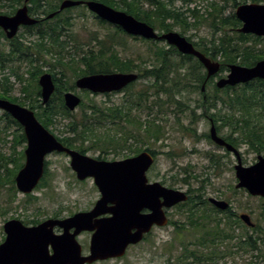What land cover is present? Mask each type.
<instances>
[{
	"label": "trees",
	"instance_id": "1",
	"mask_svg": "<svg viewBox=\"0 0 264 264\" xmlns=\"http://www.w3.org/2000/svg\"><path fill=\"white\" fill-rule=\"evenodd\" d=\"M41 1L34 0L33 4L37 6ZM44 1H46L49 7L48 10L57 8L53 6L56 0ZM95 1L103 2L118 10H123L161 32L174 31L173 28L178 25L183 28L181 35L184 36L185 30L191 27L188 22L189 17L195 18L196 23L193 25L194 27L197 25L200 26L204 22H209L213 31L212 38L208 44L206 43L205 48H198V50L211 60L220 61V74L228 72L229 65L231 64L251 67L258 61L264 60V50L257 48L258 43L264 39L251 34H242L234 30V28L241 26V22L236 18L235 14L232 17H225L224 7L215 1L210 4V9L205 8L207 16H204V13L202 14L200 9L196 7L192 9L189 7L195 0H183V4H186V9H183L185 7H176L177 0ZM261 1L243 0V3H260ZM23 2L24 0H0V15L13 14ZM233 5L237 8L240 3L234 0ZM55 18L60 20L54 21ZM55 18H53L52 23L47 22L49 24L48 27L44 24L29 27L28 31L31 35L39 33L34 32L36 27L42 31L41 40L32 42L31 45L22 46L21 44H14L9 50L4 49L2 41L5 35L0 31V73L4 74V77L2 79L0 78V98L10 100L24 107L29 106L30 109L35 111L37 118L47 129H50L54 123L59 122L61 116L73 117L74 114L63 105L60 114L59 111L53 109V104H49L42 109V106H37V103L26 104L21 98L13 97V84L10 83L11 76L15 77L22 84L23 100H27L26 95L30 93V86H27L25 75L31 69V78H34L35 82H37V75L45 73L40 66L43 60L41 56L44 55H51L54 59H58V64L63 68L61 72L64 78L66 77V69L73 72V76L78 78L97 72L118 71L128 73L134 72L136 69L135 59L124 58L119 55L118 47H122V44L117 40L116 47L109 48L102 46L99 53H96V50L93 49L84 50L80 48V51L75 54L80 56L79 59H81V63L86 68L83 71H79L77 65H73L78 61L74 55H72L71 60L66 61L68 59L66 57L68 42H64L57 35L62 29L67 30L74 26L72 17L69 16L68 19H64L60 15H57ZM230 32H235L236 36L232 37L229 34ZM45 36H50L52 44L45 42ZM134 40L136 39L134 38ZM148 43L153 44L155 47H149L146 58L140 53L138 59L141 61H150L152 66L149 65L146 67V70L139 69V71L144 70L145 75L143 77L154 80L155 84L148 85L147 89L138 95L139 102L149 103L151 98L149 93H155L158 97L154 102L150 103L155 105L159 104L161 111L170 109L171 106H176L180 110L178 112H184L185 103L181 99L175 98V91L178 90L182 93L183 90H190V88L193 91L200 89L206 78L203 65L193 56L181 54L173 46L161 47L157 43ZM173 55H177L181 59L172 61L170 58ZM219 57L221 59H218ZM111 61H115V67L112 70L110 65ZM17 62H26L28 64L27 66L29 68L26 69V73H20V64ZM184 67H188L187 70ZM6 69L10 70L8 74L5 73ZM174 73L176 74L172 78ZM62 80L59 79V82H62ZM24 83L26 85H23ZM210 84H212L213 90L207 93V99L202 101V103L203 109L211 112V116L217 125V130L219 132L221 130H228V133L224 137L236 148L247 145L258 154L264 153V81L256 79L247 84L236 87L227 86L224 89L217 88L214 84V79L210 81ZM58 87L59 94L68 91L70 88L67 85H58ZM37 88V96L39 97V85H37ZM161 94H164L166 97L164 101H161L159 98ZM148 105L151 114L152 106L150 104ZM125 106L126 102L116 109L109 107L107 109L102 108L94 111H84V118L81 121L77 118L70 120L68 124V136L65 135L62 139L56 137L65 146L78 149L82 153H86L87 149H81L77 143L84 142L86 139H90L91 136L95 138L98 146L108 151L110 149H125L126 144L132 139L137 142L144 141L142 136L147 137L149 141L159 142L164 135L162 123L154 119H149L147 125L140 120H134L133 122L128 119ZM199 107L196 105V109ZM192 111L197 115L196 110ZM95 114L96 116L93 117ZM195 119H198L197 116ZM1 123H4L1 129L5 134L3 141L6 144H8L7 142L12 143L10 147L12 152L7 155L0 151V170L14 166L13 177H15L18 170L24 165L22 163L25 160L23 146L25 147L26 144V136L21 125L8 113L0 111V127ZM130 123L136 126L139 133L134 131H132L134 133H127L128 124ZM104 128L106 130H103ZM178 128L181 130L185 128L181 123V117H178ZM12 129H16L12 135V139L6 140L10 137L9 131ZM142 131H145L144 135H142ZM186 135H194L197 137L195 131L193 133L187 131ZM20 147H22V150L19 149ZM167 155L170 159L174 158L171 154ZM207 156H209L210 168H213L214 176H221L224 172L222 168L224 166V156H222L223 159L220 155L208 154ZM179 175L183 176L182 179L174 177L172 179L173 182L188 184L192 196L188 202L181 204L182 208L180 212L185 218L183 224L175 221H170L169 224L176 226L178 235L184 234L190 229L197 230L198 233L192 242H181V253L176 257L178 264H218L222 259L234 255L235 251L236 253L242 251L245 254L251 255V260L248 264H256L258 260V264L264 263V226L256 224L253 228L249 229L242 223L239 215L232 212L231 209L227 212H221L213 207L202 193L205 191L206 184H212L210 173L206 178L203 177L201 179V175H198L195 171L184 169ZM13 179V187H15V178ZM194 183L198 187H195ZM219 213H223L225 216L221 217L218 215ZM262 216L264 218V213ZM240 225L246 230H251L253 233L243 232L241 235H237L235 233V227H241ZM170 249L176 250L175 244H171Z\"/></svg>",
	"mask_w": 264,
	"mask_h": 264
},
{
	"label": "water",
	"instance_id": "2",
	"mask_svg": "<svg viewBox=\"0 0 264 264\" xmlns=\"http://www.w3.org/2000/svg\"><path fill=\"white\" fill-rule=\"evenodd\" d=\"M28 1L25 0L26 4L19 8L14 16L0 15V28L5 30L8 38H13L20 26L34 25L38 22L28 14ZM83 4L87 5L92 13L120 26L130 35L165 40L181 54L195 56L207 72L206 81L202 85L203 91L206 90L207 81L221 70L220 62L212 61L178 32L171 31L159 35L146 22L102 2L65 0L58 13ZM55 14L49 15L48 18ZM235 14L242 23V27L238 29L240 33L264 37V3L240 5ZM229 70L226 77L216 82L217 88L235 87L255 79L264 81V60L251 67L231 64ZM138 78L136 73L94 74L79 78L76 85L79 89L95 93H111L122 90ZM39 85L43 103L47 104L55 92L52 75L50 73L41 75ZM81 101L79 96L71 92L65 95V105L70 111H75ZM0 110L11 115L23 127L27 139L26 162L15 178L20 192L24 194L33 192L44 176L46 157L58 152L69 155L71 168L80 181L94 179L102 195L92 211L80 212L59 222L62 226L66 225V229L77 227L73 235L45 236L42 232L44 227L56 221H48L37 228L26 227L16 219L6 222L4 229L7 237L0 245V264H92L95 261L122 258L128 248L141 243L154 226L168 225L167 209L189 200V195L184 191L168 188L160 182L148 183L146 173L154 162L148 152L121 161L96 160L58 141L37 119L33 110L3 98H0ZM210 137L216 145L234 153L237 159L234 167L238 180L236 188L246 189L251 196L264 198V156L259 155L256 163L245 166L240 151L219 136L214 124ZM161 198L164 200L161 201ZM209 202L222 211L230 208V203L225 200L210 198ZM144 209H148L150 213L143 214ZM105 214L110 216L94 222V218ZM240 219L248 227L255 226L249 214H241ZM82 231L93 233L87 256L82 254V247L76 241V236ZM49 244H52L54 249L52 256L47 252Z\"/></svg>",
	"mask_w": 264,
	"mask_h": 264
},
{
	"label": "rangeland",
	"instance_id": "3",
	"mask_svg": "<svg viewBox=\"0 0 264 264\" xmlns=\"http://www.w3.org/2000/svg\"><path fill=\"white\" fill-rule=\"evenodd\" d=\"M211 1H215L220 6L224 7L225 17H232L236 12L237 8H235L233 5L234 0H197V5H199L202 11L201 13H204V16H207L205 8L210 9L209 3ZM236 2H239L240 5L245 4L243 3V0H236ZM260 3H264V0H262ZM182 4L183 0H177L175 5L176 7L181 8ZM189 7L194 8L195 3ZM70 14H72L71 16L74 17L75 20L72 21L74 26H72L70 29H67V32H64V35L67 33V37L63 39L68 41V52L66 53V57L68 59H66V61L71 60L72 55H74L78 61H76L73 65H77L79 71H83L84 68L82 67L84 66L81 65V59H79L80 56L76 55L75 53L80 51V48L84 50L88 49V45H90L91 49L96 50V43H94L93 40L96 39V32H98L101 36H105L104 31L108 32L110 30L111 33H114L115 30H107L106 27L102 26L96 21V18L93 14H91L89 11H84L83 8ZM188 22L190 23L191 27L185 30V36L191 37L195 42L203 41L205 43H209L213 32L209 22H204L200 24V26L197 25L196 27L193 26L196 23L195 18L189 17ZM173 30L178 33L183 32V28L178 25L175 26ZM20 33L26 34V32L23 31ZM118 34L119 33H117L116 39L122 44V47H118V52L121 57L135 59L136 62H139L141 61L138 59L140 53L146 58L149 47H155L153 44L145 43L141 40H134L131 37ZM229 34L232 37L236 36L235 32H230ZM3 40L4 42L2 41V45L4 49H9V42L6 38ZM122 41H125L126 43H123ZM158 45L161 47L168 46L166 43H158ZM257 48L264 50V40L258 43ZM41 59L43 60L41 61L40 66L43 68L45 73H50L61 77L59 73H62L61 71L63 68L58 64V59H54L51 55L41 56ZM170 59H172V61H178L181 58L177 55H173ZM218 59H221V57ZM18 64H20V73H26V69L29 68V66H27L28 64L26 62H20ZM30 70L31 69H29L28 73L25 75L27 86H30V93L26 95L28 98L27 100H23L24 94L22 93V84H20L15 77L11 76L10 83L13 84V97L21 98V100L26 104H36L37 101L41 100L40 97L37 96V85H39L38 80L41 75L39 74L37 75L38 77L36 76L37 82H35V79L31 78ZM9 71L10 70L6 69L5 73L8 74ZM65 73L66 80L63 79L62 81H65L70 85L73 84V82L75 83L76 77L73 76V73L67 69L65 70ZM175 74L176 73L172 75V78H174ZM226 74L227 72L222 73L220 76L214 79V84L216 85L217 80L221 77H225ZM3 77L4 74L0 73V78L2 79ZM152 82L153 81L149 79L140 80L128 92L122 91L120 93L112 94L110 97H105L102 95H83L81 98L84 106L73 111V117L61 116L59 118L60 121L54 123L50 130H52V133L57 137H64L65 135L68 136V124L70 120L77 118L79 121H81L84 118V110L88 106L95 105L96 107H100V109H107L112 105L116 106L125 104L127 101V96H129L130 102L135 101L138 95L146 90L147 86ZM23 85H26V83ZM212 90V84H208L206 92L210 93ZM175 92V98L181 99L183 103H185V111L184 113L178 112L180 110H178V107L176 106H171L170 109H166L164 111H161L160 109L156 110L157 114H159L162 119L160 121L164 128V135L159 142L155 143V141L151 139V141L148 140V142H137L132 139L126 144L125 149H110V151H108L103 150L100 146H98L96 144L95 138L91 136L90 139H86L84 142H78L77 145L80 146L81 149H87L85 154L93 158L102 157L104 158L103 160L107 161H120L125 157L139 153L141 150L149 147L150 149L154 150L158 156L157 169L163 171L166 184L169 186L173 185L174 188L177 189L187 188L183 187V184L181 183H174L172 180L174 177L182 179L183 176L179 175V173H181V169L195 171L198 175H201V179H203V177L206 178L210 173L212 184H206L204 188L205 191L202 192L207 199L211 197L222 198L231 204L235 214H249L254 223L264 226V218L262 216L264 213V199L261 197L251 196L246 189L236 188L238 180L235 176L234 169V166L237 164L235 156L229 153L226 154L225 150L220 149L211 142L203 139L201 140V138H197V140L196 136L194 135L191 136L193 137L192 139L185 138L182 135L183 131L178 128V117H181L182 120L188 122L189 120L186 115H190L191 112H193L192 110H196V114L203 112V110L201 112L200 110L198 111V109H196V105H198L199 100L202 99V93L199 89L193 91L191 88L190 90H183L182 93H180L178 90ZM149 94L151 95L152 93ZM159 98L161 101L166 99L164 94H161ZM150 101H152V98L148 103L152 106ZM53 106V109L55 111H59L61 114L62 107L60 106V102L55 100ZM143 106V108L147 107L146 105ZM25 107L29 108V106ZM152 108L154 112V109L157 107L152 106ZM135 113L136 115L141 113V118L143 120H148L147 117L149 116L147 111H136ZM135 113L133 112L134 115ZM3 125L4 123H1L0 151L9 155L12 152L10 149L12 143L7 142L8 144H6L3 141L5 136L3 130H1ZM197 129V134H203L204 132L209 131L210 126L205 122H200L197 124ZM15 130L16 129H12L9 131L10 137H8L6 140L12 139V135ZM103 130H106V128ZM132 131L139 133L135 126L128 124L127 133H134ZM144 132L145 131L141 132L142 135H144ZM220 133L224 136L228 133V130H221ZM25 147L23 146V150ZM19 149L22 150V147ZM239 150L242 153L243 162L246 166H250L251 164L255 163L259 155L264 156V153L258 154L247 145L240 146ZM211 152L221 156L226 155L224 162H226L227 167L221 176H214L213 168L207 169L210 165V161L208 159L209 156L207 155L211 154ZM167 154H171L174 156V158L170 159ZM46 161L48 171L44 179L41 181L40 186L36 188L31 194H24L20 192L16 186V182L14 183L15 187H13L12 180H14L13 178H16L20 170H18L15 177H13V171L15 170L14 166H9L8 169L3 168L0 170V241L3 233V225L9 218L15 217L22 221L30 222L34 218H41L45 214L49 215L59 210L65 211L64 213L67 215L69 213L87 210L93 206L95 198L97 197V187H95L93 180H87L83 182L77 179L75 172L71 169V159L69 155L51 154L47 156ZM22 163L25 164V160H23ZM155 175L156 174L154 173L153 176L155 177ZM196 183H194L195 187H198ZM180 211L181 209L175 212V214L171 216V220L183 224L185 218ZM218 215L221 217L225 216L223 213H219ZM243 232H247L249 234L253 233L251 230H246L243 228V226L235 227V233L237 235H241ZM197 233V230L190 229L184 234L178 235L175 226L173 225L157 228L156 231L149 234L147 238L141 243L131 246L125 256L122 258L101 261L96 264H178L176 257L180 255L179 253H181V242H192ZM90 239L91 236L89 234H84L80 237V241L82 242L81 244L84 245L85 254L89 253ZM171 244H175L176 250L170 249ZM172 254L173 256L171 257ZM250 260L251 255L245 254L242 251L237 253L235 251L234 255L222 259V261L218 264H248ZM258 263L259 260L256 264Z\"/></svg>",
	"mask_w": 264,
	"mask_h": 264
},
{
	"label": "flooded vegetation",
	"instance_id": "4",
	"mask_svg": "<svg viewBox=\"0 0 264 264\" xmlns=\"http://www.w3.org/2000/svg\"><path fill=\"white\" fill-rule=\"evenodd\" d=\"M33 1L34 0H29L28 1V3H27V5H28V14H29V16L31 17V18H34V19H37L38 20V22L36 23V24H34V25H24V26H20L19 27V29H18V32H17V34L13 37V38H8V36H7V33L5 32V30L4 29H2V28H0V31L1 32H3L4 33V38H6L7 39V41L9 42V44H10V46H9V48H11V46H13L14 44L16 45H19V44H21L22 46H24V45H31V43L32 42H35V41H40L41 40V35H42V31H41V29H38L37 27H36V29L34 30V32L36 33V32H39V33H37V34H34V35H31L30 34V32L28 31V29H29V27H32V26H38V25H46V27H48L49 26V22H53V18H55L57 15H60L61 16V18L63 17L64 19H68V17L70 16V17H72L71 15L72 14H70V13H74L75 11H79L81 8H83L84 9V11H89L91 14H93L94 15V17L96 18V21L98 22V23H100L102 26H104V27H106L107 28V30H109V29H114L115 30V32L114 33H111L110 32V30L108 31V32H106V31H104L105 32V36H101L98 32H96V39H93L94 40V43H96V53H99V50H100V48H102V46L103 47H109V48H114V47H116V42H117V39H116V37H117V33H119L118 35H120V34H122V35H124V36H128V37H131L132 39H136V40H141V41H143V42H145V43H148V42H150V43H157V45H158V43H166L167 44V42L165 41V40H154V39H146V38H143V37H141V36H133V35H130V34H128L127 32H125L120 26H117V25H114V24H111V23H109V22H107L106 20H103L102 18H100L97 14H94V13H92L90 10H89V8L87 7V5H85V4H83V5H80V6H75V7H71V8H67V9H64V10H62L61 12H59L58 13V10H59V8H60V6H61V4H62V2L63 1H65V0H62V1H57L56 3H54V5L53 6H56L57 8L56 9H53V10H48L49 9V7H48V5H47V3H46V1H44V0H42L40 3H39V5H37L36 6V4H33ZM73 1H81V0H73ZM86 1H95V0H86ZM99 2V1H98ZM213 1H211L210 3H209V7H210V4L212 3ZM103 3V2H102ZM195 7L197 8V9H200V7H199V5H197L198 4V2H197V0H195ZM26 4V2H25V0H24V2L22 3V5L21 6H19L18 7V9L19 8H21V7H23L24 5ZM105 4V3H104ZM193 4V3H192ZM192 4H190L189 6H191ZM107 5V4H106ZM109 6V5H108ZM240 6V5H239ZM238 6V7H239ZM111 7V6H110ZM182 7H185V8H183V9H186V4H183L182 5ZM237 7V8H238ZM113 8V7H112ZM18 9L13 13V14H11V15H7V16H14L15 14H16V12L18 11ZM115 9V8H114ZM193 9V8H192ZM116 10H118V9H116ZM201 10V9H200ZM120 11H123V10H120ZM83 12V11H82ZM54 13H56L55 14V16H53L52 18H48V16L49 15H51V14H54ZM127 13V12H126ZM70 14V15H69ZM83 15H84V13H83ZM56 19V18H55ZM54 19V21H59L60 19H56L55 20ZM75 20V18L74 17H72V21H74ZM48 22V23H47ZM151 26V25H150ZM240 27H242V23H241V26H239L238 28H234V30H236V31H238V29L240 28ZM154 28V27H153ZM155 29V28H154ZM156 30V32L159 34V35H161V34H164V33H167V32H161V31H159V30H157V29H155ZM21 31H23V32H26V34H23V33H20ZM68 30H61V31H59L58 33H57V35L58 36H60L61 38H62V40L64 41V42H68V41H66V40H64L63 38H65V37H67V33H65V35H64V32H67ZM20 33V34H19ZM180 35H181V33H179ZM22 35V36H21ZM183 36V35H182ZM184 37H186L185 36V34H184ZM3 38V39H4ZM186 38H188L189 40H190V42L194 45V47L198 50V48H205L206 46V43L205 42H195V41H193V39L191 38V37H186ZM187 39V40H188ZM188 40V41H189ZM3 42H4V40H3ZM45 42H47V43H50V44H52L51 43V39H50V36H45ZM123 43H126L125 41H122ZM6 43V42H5ZM208 44V43H207ZM168 45V44H167ZM169 46V45H168ZM199 46H201V47H199ZM169 47H171V46H169ZM91 49V47L88 45V50H90ZM9 50V49H8ZM86 50V49H85ZM201 52V51H200ZM204 54V53H203ZM205 55V54H204ZM190 56V55H189ZM206 56V55H205ZM194 58H196L195 56H193ZM209 58V57H208ZM197 59V58H196ZM198 60V59H197ZM200 62V61H199ZM202 64V63H201ZM82 66H84V67H82V68H86L85 67V65H83V63L81 64ZM95 65H96V63H95ZM110 65H111V70L115 67V61H111L110 62ZM149 65H151L152 66V63L150 62V61H139V62H136V69L134 70V72H128V73H136V74H138V76H139V78L136 80V81H134V82H132L130 85H128L127 87H125V88H123L122 90H120V91H116V92H111V93H95V92H92V91H90V90H87V89H79L78 87H77V85H76V82H77V80L79 79V78H81V77H84V76H88V75H94V74H108V73H125V72H118V71H111V72H97V73H93V74H88V75H83V76H80L79 78L78 77H76V80H75V83L73 82V84H69V83H66L65 81H62V82H59V79H64V80H66L65 78H64V75L62 74V73H59L60 74V76L61 77H58V76H56L55 75V77H53L54 75L53 74H51L52 75V77H53V80H54V83H55V92L53 93V95L51 96V98H50V100H49V102L47 103V104H44L43 103V100H42V96H41V87H40V99L41 100H39V101H37V106H42V109L43 108H45V107H47V105H54V101L55 100H57V102H60V106L62 107V105L65 107V108H67L66 107V105H65V95L67 94V93H69V92H71V93H73V94H75V95H77V96H79L80 98L83 96V95H89V96H99V95H102V96H105V97H110L112 94H116V93H120V92H122V91H124V92H128L134 85H136L137 84V82L138 81H140V80H143V79H148V78H144L143 77V75H145V71L144 70H146V67H148ZM154 65V64H153ZM203 65V64H202ZM203 67H204V65H203ZM151 68V67H150ZM187 68L188 67H184V69L185 70H187ZM139 69L140 70H142V69H144L143 71H139ZM204 71L206 72V69H205V67H204ZM230 71V70H229ZM229 71L227 72V74L229 73ZM73 73V72H72ZM227 74L225 75V77L227 76ZM66 75V74H65ZM63 76V77H62ZM206 76H207V72H206ZM218 76H216V77H214V79H216ZM61 79V80H62ZM213 79V77L212 78H210L208 81H207V84H206V90L205 91H203L202 90V85H203V83L206 81V78H205V80H204V82L202 83V85H201V87H200V92L202 93V99L201 100H199V103H198V105L197 106H200L199 108H198V111L200 110L201 112H202V110H203V112L202 113H197V115H195L193 112H191V114L190 115H186L187 116V118H188V122L187 121H184V120H182L181 119V123L184 125V130H182L183 132H182V135H183V137H185V138H190V139H192L193 137H191V136H187L186 135V132L187 131H189V132H191V133H193L194 131L196 132V134H197V131H198V129H197V124L198 123H200V122H205V123H207V124H209V126H210V129H209V131H207V132H204L203 134H197V137H196V139L197 138H201V140L203 139V140H206V141H208V142H211L212 144H214L215 146H217V147H219L220 149H222V150H225L226 151V154H233L234 155V153L233 152H229L226 148H224V147H221V146H218V145H216L212 140H211V137H210V131H211V128H212V125L214 124L215 126H216V129H217V125L215 124V122H214V120H213V118H212V116H211V112H208L207 110H204L203 109V103H202V101H205L206 99H207V86H208V84L210 83V81ZM150 80V79H149ZM153 82L151 83V84H155V81L154 80H152ZM58 85L60 86V85H62V86H65V85H67V86H70V88H69V90L68 91H64V92H62V94H59V87H58ZM157 94H155V93H152L151 94V98H152V101H150V102H154L156 99H157ZM150 98V99H151ZM153 98H155V99H153ZM82 99V98H81ZM41 101V102H40ZM143 105H146L147 107L146 108H143L144 106ZM84 105H83V103L78 107V108H82ZM152 106L154 107V106H156L157 108L156 109H154V112H153V108H151V110H152V112H151V114H150V112H149V105H148V103H142L141 101L139 102V99H138V97H137V99H135V101H131L130 102V100H129V96H127V101H126V108H125V112H126V114L128 115V119H130V120H132L133 122H134V120H136V121H138V120H140V121H142V122H144V124H148V120L149 119H154V120H157V122H159V123H161V121L160 120H162L161 119V117H160V115L159 114H157V111L156 110H158L159 109V104H153L152 103ZM109 107H111V108H117V107H121V105H112V106H109ZM77 108V109H78ZM68 109V108H67ZM96 109H100V107H96L95 105H90V106H88L84 111H94V110H96ZM34 111V110H33ZM136 111H138V112H145V111H147V113H148V116L149 117H147L148 118V120L146 119V120H143L142 118H141V113L138 115H136ZM35 112V111H34ZM133 112L135 113V115L133 114ZM85 113V112H84ZM182 113H184V112H182ZM210 113V114H209ZM96 116V114L95 115H93V117H95ZM197 116V120L195 119V117ZM189 117H191L190 119H189ZM131 124V123H130ZM131 125H133V126H135L134 124H131ZM45 127V126H44ZM136 127V126H135ZM23 128V127H22ZM51 128V127H50ZM49 131L50 132H52L50 129H49ZM23 132H24V129H23ZM217 132H218V134H219V136H221L222 138H224L225 140H226V138L217 130ZM25 134V133H24ZM61 139L63 138V137H60ZM143 139H144V141H146V142H148V140H147V137H145V136H143ZM198 140V139H197ZM227 141V140H226ZM61 142V141H60ZM228 142V141H227ZM229 143V142H228ZM25 149H24V154H25V150H26V148H27V139H26V144H25ZM68 147V146H67ZM147 147V146H146ZM237 149H239V148H237ZM143 152H148L152 157H153V159H154V162H153V164H152V166L149 168V170L147 171V173H146V176H147V178H148V183H155V182H160L162 185H164V186H166V187H168V188H173V189H176V190H181V191H184V192H186L188 195H189V197H191L192 196V194L190 193V186L187 184V185H185V184H183V187H187V188H185V189H177V188H174V186L173 185H167L166 184V181L164 180V173H163V171H161V170H159V169H157V159H158V156L156 155V152L154 151V150H152V149H150L149 147H147V148H145L144 150H141L139 153H136V154H134V155H131V156H128V157H125V158H123L122 160H124V159H127V158H132V157H136V156H138L139 154H141V153H143ZM52 154H59V153H57V152H54V153H52ZM83 154H85V153H83ZM211 154H213V155H216V156H218V154H216V153H213V152H211ZM51 155V154H50ZM85 155H87V154H85ZM89 156V155H88ZM221 156V155H220ZM235 156V155H234ZM91 157V156H90ZM211 157V156H210ZM222 157V156H221ZM226 157V155H224V158ZM241 157H242V153H241ZM236 158V157H235ZM94 159H96V160H102V161H107V160H103L104 158H102V157H98V158H94ZM222 159H223V157H222ZM121 161V160H120ZM225 160L223 159V164H224V166H222V168H223V170H225L226 169V167H227V164H226V162H224ZM237 161V160H236ZM242 161H243V157H242ZM25 162H26V155H25ZM108 162H113V161H108ZM243 164H244V162H243ZM254 164V163H253ZM25 165V164H24ZM23 165V166H24ZM46 165H47V161H46ZM245 165V164H244ZM252 165V164H251ZM235 167V166H234ZM23 168V167H22ZM21 168V169H22ZM210 168V165H209V167L207 168V169H209ZM20 169V170H21ZM157 169V170H156ZM180 170V169H179ZM156 171V172H155ZM182 171H184V169H181V171L180 172H182ZM156 174L155 175V177L153 176V174ZM179 173V172H178ZM76 175V174H75ZM173 179V178H172ZM87 180H93L94 181V179H92V178H89V179H86V180H84V181H87ZM42 181V180H41ZM83 181V182H84ZM41 183V182H40ZM40 183L36 186V188H38L39 186H40ZM95 184V183H94ZM95 187H97L96 186V184H95ZM35 188V189H36ZM34 189V190H35ZM96 189V188H95ZM97 190H98V192H97V199L95 198V201H94V204H93V206L91 207V208H89V209H87V210H84V211H79V212H76V213H69V214H67V215H65V211H63V210H59V211H56V212H54V213H51V214H45L43 217H41V218H34V219H32L30 222H27V221H22V220H20V219H18V218H15V217H12V218H9V219H7L6 221H5V223L6 222H8V221H10V220H14V219H16V220H20L23 224H24V226H26V227H31V228H37V227H39V226H41L42 224H45L46 222H48V221H56V223H51V224H48V225H44L45 227H44V230L42 231L43 232V234L45 235V236H49V235H51V237L52 236H55V237H60V236H62V235H65V234H70V235H73V234H75L76 233V231H77V227H69V228H67L66 229V225L65 226H62V225H60L59 224V222H61V221H63V220H66V219H68V218H71V217H73L74 215H76L77 213H80V212H90V211H92L93 210V208L95 207V205H96V203H97V201L102 197V195H101V193H100V191H99V189H98V187H97ZM211 198H215V197H211ZM209 199L210 198H208V201H209ZM216 199H220V200H224V199H222V198H216ZM164 199L163 198H161V201H163ZM189 201V200H188ZM187 201V202H188ZM226 201V200H225ZM228 202V201H227ZM210 203V202H209ZM229 203V202H228ZM181 204H183V203H180V204H178V205H176V206H174V207H172V208H170V209H167L166 210V215H167V217L169 218V220L170 221H172L171 220V216L173 215V214H175V212H177V211H179V209H181L182 207V205ZM211 204V203H210ZM213 207H215L213 204H211ZM112 205L110 204L109 205V207H111ZM216 208V207H215ZM217 210H219L218 208H216ZM230 209L232 210V212H233V209H232V206H231V204H230ZM229 210V209H228ZM228 210H226V211H222V212H227ZM219 211H221V210H219ZM142 213L143 214H149L150 213V211L148 210V209H144L143 211H142ZM110 215L109 214H105V215H102V216H100V217H98V218H94V222H96V220H99V219H101V218H107V217H109ZM170 221H169V223H170ZM5 223H4V225H5ZM178 223V222H177ZM180 224V223H179ZM4 225H3V228H2V231H3V233H2V238H1V241H0V245L1 244H3L4 242H5V240H6V237H7V235H6V232H5V229H4ZM168 225H170V224H168ZM157 228H163V227H157V226H154L153 228H152V230H151V232H150V234L151 233H153L154 231H156L157 230ZM175 229H176V226H175ZM84 234H89L91 237H92V235H93V233L92 232H86V231H82V232H80L77 236H76V241L81 245V247H82V254L84 255V256H87L88 254H85L84 253V245H82L81 243V241H80V237L81 236H83ZM149 235V234H148ZM91 240V239H90ZM89 250H90V244H89ZM47 252H48V254L50 255V256H52L53 254H54V249H53V246H52V244H49L48 245V247H47ZM99 262V261H98ZM98 262H94V263H92V264H96V263H98Z\"/></svg>",
	"mask_w": 264,
	"mask_h": 264
},
{
	"label": "bare ground",
	"instance_id": "5",
	"mask_svg": "<svg viewBox=\"0 0 264 264\" xmlns=\"http://www.w3.org/2000/svg\"><path fill=\"white\" fill-rule=\"evenodd\" d=\"M140 76V75H139Z\"/></svg>",
	"mask_w": 264,
	"mask_h": 264
}]
</instances>
